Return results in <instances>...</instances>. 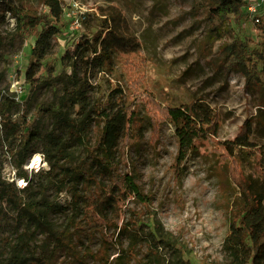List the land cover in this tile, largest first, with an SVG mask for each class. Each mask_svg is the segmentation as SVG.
Wrapping results in <instances>:
<instances>
[{
	"label": "rangeland",
	"instance_id": "1",
	"mask_svg": "<svg viewBox=\"0 0 264 264\" xmlns=\"http://www.w3.org/2000/svg\"><path fill=\"white\" fill-rule=\"evenodd\" d=\"M58 1L63 8V25L55 38L53 55L58 58L66 48L74 45L79 35L98 31L103 24V17L120 14L123 23L119 27L125 34L136 39V49L128 48L115 59L111 75H91L90 81L95 85L92 96H105L110 84L119 86L131 99L129 103L127 101L131 109L145 118L144 104L138 98L147 94L154 101L148 107L156 113L153 116L156 122L153 129L151 124L143 122L142 130L135 136L133 143L131 140H122L116 155V172L128 173L139 187L141 195L147 198L141 201L138 196H125L118 206L112 203V211L107 212V215L116 223V229L113 226H103L101 229L87 222L72 229L74 252L63 248L57 253L55 263L79 264L73 258L76 256L85 264H98L92 255L100 248L103 236L110 241L111 233L112 245H107L105 253L109 264H214V261L221 260L222 243L233 217L238 188L232 182L230 164L220 154L222 152L218 142L232 140L244 121L251 120V145L240 147L237 158L240 160L242 174L259 180L254 171V151L261 150L264 158V124L255 117L259 114L260 92L247 86L239 72H227L221 63L223 40L209 38V20L202 10L201 0ZM14 2L23 3L24 8H32L37 13L46 11L41 0ZM260 7L263 9L264 5ZM81 14L86 17L82 27L71 29V19ZM14 27L15 20L9 15L6 16V22L0 25V90L18 100L11 119L21 120L24 115L29 116L37 133L44 138L53 131L55 125L46 115L36 116L34 105L51 100L54 94L45 88L31 92L23 89L21 73L27 64L35 35L33 31L19 34ZM237 30L250 39L252 47L264 46V39L250 19L243 20ZM207 42L211 48H204ZM197 99L217 113V134L209 135L197 143L194 150L180 162L177 159V141L172 125L158 120L156 115L161 118L168 106H179ZM68 145L77 156L76 159H84L82 148L74 145L71 139ZM34 150L27 158L37 154L42 159L41 165L34 169L28 168L27 159L23 169L31 182L41 183L44 179L37 172L47 168L43 161L45 150L40 144ZM0 158L3 164L2 177L9 182L14 180L18 186H24L25 181L15 179L17 169L12 165V159L4 152H1ZM88 163L86 161L84 167ZM80 167L84 168L82 165ZM72 192V186H68L56 195V187L49 186L43 193L37 194L38 197L43 196L61 205L59 209L43 212L44 218L50 221L57 232L66 228L69 215L74 209L69 206ZM79 206L74 205L75 220L81 219ZM2 208L5 214L3 221H0V237L8 236L9 231H12V239H17L23 231H27L26 235L30 234V230L17 225L14 214L4 209L5 205ZM129 219H136L141 224L143 239L135 247V258L126 262L122 249L127 247L128 239L123 235L120 242L117 240L118 247L114 246L113 240L118 227ZM127 226L132 229L131 225ZM4 227L13 230L6 231ZM162 235L174 237L186 248L187 253L180 256L165 246L159 241ZM28 241L31 247L42 244L48 247V251L59 247L56 243L52 245L44 233L35 234ZM1 253L0 247V258L4 257Z\"/></svg>",
	"mask_w": 264,
	"mask_h": 264
},
{
	"label": "trees",
	"instance_id": "2",
	"mask_svg": "<svg viewBox=\"0 0 264 264\" xmlns=\"http://www.w3.org/2000/svg\"><path fill=\"white\" fill-rule=\"evenodd\" d=\"M201 1L202 10L209 20V38L223 40L221 63L227 72H239L247 86L260 92L259 114L255 117L264 124V46L252 47L250 39L237 30L243 20L250 19L264 39V8L259 7L252 17L247 10L251 0ZM41 4L46 11L37 13L32 8H24L23 3L0 0V25L6 22V16L9 15L15 20L16 32H34L35 39L21 73L22 87L27 92L40 88L53 92L51 100L34 105V114L46 115L55 125L51 133L41 138L29 116L24 115L21 120L11 119L18 100L0 90V151L12 159V165L17 169L15 179L26 182L24 186H18L14 180L9 182L4 179L0 158V221L4 219L2 205H5L4 209L14 214L17 225L30 230L29 235L23 231L17 239H12V231L8 232V236L0 237L1 254L4 255L0 258V264H56L55 257L63 248L74 252L72 229H77L78 225L85 222L101 229L103 226L116 229V223L107 215V212L112 211V203L118 206L125 196H138L141 201L147 198L141 195L139 187L128 173L116 172V155L122 140H131L133 143L135 136L142 130L143 122L151 124L153 129L156 122L153 116L156 113L149 107L154 101L147 94L145 97H134L144 104L146 114L143 118L131 109L128 104L131 99L123 88L110 84L105 96L94 98L95 85L90 81L91 75H111L115 59L128 48L135 50L136 39L120 29L123 21L119 13L110 14L103 17V24L98 31L82 33L71 48H66L59 58L54 57L55 38L63 25V8L58 0H41ZM1 41L0 37V45ZM209 46L207 42L204 48ZM156 118L172 125L180 162L194 150L197 143L209 135H216L218 130L217 113L198 99L179 106H168L164 116L160 118L156 115ZM251 133V120L247 119L232 140L218 142L220 154L230 164V177L238 188V194L229 230L222 243L223 257L214 261V264H264V158L261 150L254 151V171L259 180L243 175L237 158L240 147L251 145ZM69 139L82 148L85 153L83 160L76 159L77 156L69 148ZM37 144L44 147L43 161L47 164L46 169H38L37 172L44 179L41 183L31 182L23 169L27 157L34 153ZM86 161L89 163L84 167ZM49 186L56 187V195L68 186H72L73 190L69 206L74 209L66 228L59 232L52 228L43 212L59 209L61 205L37 196ZM75 204L80 205L78 212L81 219L78 220L74 219ZM127 225H131L132 229ZM4 230L13 229L4 227ZM140 230L141 224L136 219H129L118 227L113 242L118 247L117 240L120 242L123 235L128 239L127 247L122 249L126 262L135 258V247L143 239ZM41 233L46 235L52 245L57 244L59 247L51 251L42 244L31 247L29 238ZM159 241L180 256L187 253L186 248L174 237L162 235ZM109 244L112 245V233L110 241L102 237L100 248L92 255L98 264H109L105 256ZM73 258L79 264H85L78 257Z\"/></svg>",
	"mask_w": 264,
	"mask_h": 264
},
{
	"label": "built area",
	"instance_id": "3",
	"mask_svg": "<svg viewBox=\"0 0 264 264\" xmlns=\"http://www.w3.org/2000/svg\"><path fill=\"white\" fill-rule=\"evenodd\" d=\"M264 5V0H251L250 5L247 7L248 12L252 15V17L255 16L257 13V10L260 6ZM85 20V15L81 14L80 16L74 17L70 21V28L74 30H78L82 27V23ZM257 21V19H255Z\"/></svg>",
	"mask_w": 264,
	"mask_h": 264
},
{
	"label": "bare ground",
	"instance_id": "4",
	"mask_svg": "<svg viewBox=\"0 0 264 264\" xmlns=\"http://www.w3.org/2000/svg\"><path fill=\"white\" fill-rule=\"evenodd\" d=\"M38 157H39V155L34 154L30 157V159H28V161H27L28 168L34 169V168H38L41 165L42 159H41V157H39V159H38ZM19 180H20V182H22V179H19Z\"/></svg>",
	"mask_w": 264,
	"mask_h": 264
},
{
	"label": "clouds",
	"instance_id": "5",
	"mask_svg": "<svg viewBox=\"0 0 264 264\" xmlns=\"http://www.w3.org/2000/svg\"><path fill=\"white\" fill-rule=\"evenodd\" d=\"M38 159H39V157H38Z\"/></svg>",
	"mask_w": 264,
	"mask_h": 264
}]
</instances>
